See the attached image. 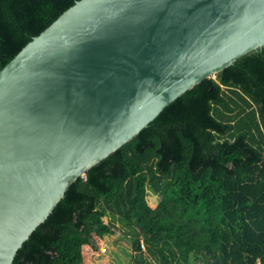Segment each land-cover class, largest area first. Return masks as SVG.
I'll return each mask as SVG.
<instances>
[{
  "label": "water",
  "instance_id": "95a60500",
  "mask_svg": "<svg viewBox=\"0 0 264 264\" xmlns=\"http://www.w3.org/2000/svg\"><path fill=\"white\" fill-rule=\"evenodd\" d=\"M264 46V0H79L0 71V264L70 186Z\"/></svg>",
  "mask_w": 264,
  "mask_h": 264
},
{
  "label": "trees",
  "instance_id": "16d2710c",
  "mask_svg": "<svg viewBox=\"0 0 264 264\" xmlns=\"http://www.w3.org/2000/svg\"><path fill=\"white\" fill-rule=\"evenodd\" d=\"M77 1L0 0V71ZM108 236L134 264H264V46L74 182L13 264H98Z\"/></svg>",
  "mask_w": 264,
  "mask_h": 264
},
{
  "label": "rangeland",
  "instance_id": "374dc122",
  "mask_svg": "<svg viewBox=\"0 0 264 264\" xmlns=\"http://www.w3.org/2000/svg\"><path fill=\"white\" fill-rule=\"evenodd\" d=\"M149 203L152 206L157 204L156 198L150 194ZM107 244L101 254L95 255L94 260L98 264H134L136 253L128 238H117L108 236ZM146 258L156 264L153 259L146 255Z\"/></svg>",
  "mask_w": 264,
  "mask_h": 264
}]
</instances>
